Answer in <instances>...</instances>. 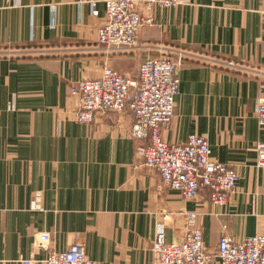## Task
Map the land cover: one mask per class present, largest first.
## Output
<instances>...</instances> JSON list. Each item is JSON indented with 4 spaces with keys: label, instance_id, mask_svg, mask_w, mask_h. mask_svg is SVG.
<instances>
[{
    "label": "crops",
    "instance_id": "1",
    "mask_svg": "<svg viewBox=\"0 0 264 264\" xmlns=\"http://www.w3.org/2000/svg\"><path fill=\"white\" fill-rule=\"evenodd\" d=\"M0 0V264H43L37 234L56 251L85 245L98 264H154L163 226L169 241L196 212L205 244L264 234V167L256 145L264 95V0H178L138 8L154 17L138 47L111 51L98 43L104 0ZM55 10V12H53ZM183 55L175 117L162 132L170 144L205 136L212 157L236 167L240 180L226 205L204 189L187 199L144 165L130 130L134 115L100 111L75 120L70 88L106 66L137 76L147 56ZM233 61L235 66L227 67ZM212 264H219L215 260Z\"/></svg>",
    "mask_w": 264,
    "mask_h": 264
},
{
    "label": "built area",
    "instance_id": "2",
    "mask_svg": "<svg viewBox=\"0 0 264 264\" xmlns=\"http://www.w3.org/2000/svg\"><path fill=\"white\" fill-rule=\"evenodd\" d=\"M104 2L105 16L97 38L101 46L111 51L137 48L142 29L155 23L152 15L138 8L139 2L148 7L165 8L181 3L178 0ZM6 3L15 6L17 0H6ZM90 3L96 14V0ZM182 58L181 54L177 59L147 56L139 63L136 77L106 66L100 77L77 81L70 88L79 101L75 120L90 124L97 112L129 109L134 115L130 135L138 143L137 153L143 157L144 165L160 175L164 186L179 191L187 199H194L207 189L212 203L226 205L240 180L236 167L215 160L210 143L203 135L191 134L185 142L170 144L162 134L175 117ZM226 66L233 67L235 63L228 61ZM257 119L264 128V95L258 98ZM256 149L258 165L264 167V141L258 142ZM197 216L196 212L185 213L186 232L177 242L168 240L163 226L157 229L152 244L154 264H212L215 260L219 264H264V234L236 241L225 233L213 250L206 246L202 230L195 225ZM37 247L48 252L43 264H98L87 255L81 242L56 251L49 231L37 234ZM32 261L27 259L23 264Z\"/></svg>",
    "mask_w": 264,
    "mask_h": 264
}]
</instances>
